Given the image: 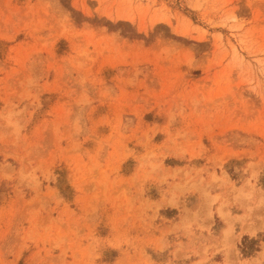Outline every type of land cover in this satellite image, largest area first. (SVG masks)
Listing matches in <instances>:
<instances>
[{"label": "rangeland", "instance_id": "obj_1", "mask_svg": "<svg viewBox=\"0 0 264 264\" xmlns=\"http://www.w3.org/2000/svg\"><path fill=\"white\" fill-rule=\"evenodd\" d=\"M262 186L264 0H0V264H264Z\"/></svg>", "mask_w": 264, "mask_h": 264}, {"label": "crops", "instance_id": "obj_2", "mask_svg": "<svg viewBox=\"0 0 264 264\" xmlns=\"http://www.w3.org/2000/svg\"><path fill=\"white\" fill-rule=\"evenodd\" d=\"M262 192L264 193V187L262 186ZM214 211V210H213ZM223 213L225 214L224 217H219L218 214H214L212 216L213 219V226L219 225V233L222 235L223 231L228 230L232 227L235 231V234H240L242 240L246 238L250 241L252 240V236L250 231L256 230V235H260L264 231V214L259 215L260 210H257L255 214L247 215L244 213L237 205L231 206L228 205L224 208ZM260 218V220H259ZM212 221V220H211ZM257 247H261L257 245ZM240 253L245 252L248 250V246H243L242 248L237 247ZM246 250V251H245ZM220 254L216 256V261H213L217 264H224L227 262V253L219 252ZM224 253V254H223ZM264 253V250L261 248L259 250L255 249L254 251H250L248 257L254 258L258 255ZM198 259H195L197 261ZM249 260V259H248ZM264 263V262H263Z\"/></svg>", "mask_w": 264, "mask_h": 264}]
</instances>
